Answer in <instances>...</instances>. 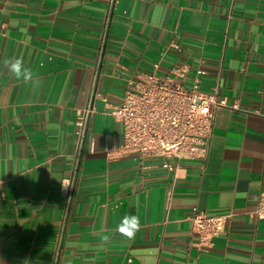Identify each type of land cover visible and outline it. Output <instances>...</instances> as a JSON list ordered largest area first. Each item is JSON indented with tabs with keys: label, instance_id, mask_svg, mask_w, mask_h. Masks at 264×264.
I'll list each match as a JSON object with an SVG mask.
<instances>
[{
	"label": "crops",
	"instance_id": "1",
	"mask_svg": "<svg viewBox=\"0 0 264 264\" xmlns=\"http://www.w3.org/2000/svg\"><path fill=\"white\" fill-rule=\"evenodd\" d=\"M0 0V264H264V0ZM22 57L16 80L2 64ZM201 69L215 112L204 165L106 156L122 145L109 115L128 80ZM86 138L68 210L81 114ZM172 165L176 162L171 161ZM175 175V176H174ZM228 216L210 250L193 211ZM140 229H115L128 216ZM61 245L55 258L58 238ZM108 236L109 241L103 242Z\"/></svg>",
	"mask_w": 264,
	"mask_h": 264
},
{
	"label": "built area",
	"instance_id": "2",
	"mask_svg": "<svg viewBox=\"0 0 264 264\" xmlns=\"http://www.w3.org/2000/svg\"><path fill=\"white\" fill-rule=\"evenodd\" d=\"M114 0H109L105 24L109 23ZM160 62L154 64L152 73L138 81L128 80L120 103L110 107L109 115L121 124L122 145L107 148L110 159L118 155H135L139 160L159 159L162 167L176 174L181 162H198L204 165L211 140L215 112L224 106L216 98V88L208 94L201 89V69L192 71L186 64L173 65L167 75L160 76L157 70ZM90 111L85 110L80 117L77 138V154L73 176L67 178L70 187L60 191L66 198L68 210L73 195V186L79 157L86 138V128ZM176 162L172 165L170 162ZM175 176V175H174ZM62 180V182L64 181ZM4 180L0 178V192ZM257 220H264V192L259 194L255 209ZM228 216H209L193 211L189 221L195 246L200 250H210L214 241L225 230ZM61 234L55 249L58 256Z\"/></svg>",
	"mask_w": 264,
	"mask_h": 264
},
{
	"label": "clouds",
	"instance_id": "3",
	"mask_svg": "<svg viewBox=\"0 0 264 264\" xmlns=\"http://www.w3.org/2000/svg\"><path fill=\"white\" fill-rule=\"evenodd\" d=\"M2 64L5 68L8 69L9 73L18 81H23L28 83L33 79V72L30 68L25 66V62L22 57H9L2 61ZM61 183L63 190H67L70 185L67 180H64ZM140 229V219L138 216H126L121 220V223L116 227V231L119 232L122 236L126 237L128 240H131L135 237V234ZM109 241L108 236L103 237V242L107 243Z\"/></svg>",
	"mask_w": 264,
	"mask_h": 264
}]
</instances>
